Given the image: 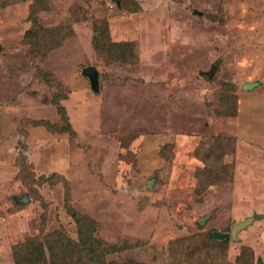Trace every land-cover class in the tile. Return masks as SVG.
<instances>
[{"label":"rangeland","instance_id":"obj_1","mask_svg":"<svg viewBox=\"0 0 264 264\" xmlns=\"http://www.w3.org/2000/svg\"><path fill=\"white\" fill-rule=\"evenodd\" d=\"M0 46V264L57 230L78 241L74 212L97 264H130L112 245L135 241L143 263L194 264L251 216L211 254L264 262V0H0Z\"/></svg>","mask_w":264,"mask_h":264},{"label":"trees","instance_id":"obj_2","mask_svg":"<svg viewBox=\"0 0 264 264\" xmlns=\"http://www.w3.org/2000/svg\"><path fill=\"white\" fill-rule=\"evenodd\" d=\"M36 12V9H34ZM37 13V12H36ZM96 32L99 35H104L106 38L108 37L109 26L108 23L103 22L95 26ZM43 30V29H42ZM36 35H33L31 38L40 36L41 28L33 30ZM96 38V46L97 48H104V49H114V52H118L117 56H120L122 60L126 58H133L134 57V50L132 48L131 43H113L110 44L102 43L99 36H95ZM35 41V40H34ZM33 43H36L34 42ZM105 45V46H103ZM132 45V46H131ZM51 128L55 127L50 125ZM207 157V156H205ZM205 161L207 158H203ZM210 161V157H209ZM223 168L226 169L228 166L223 165ZM75 220L78 227L81 229V234L79 240L73 242L71 238L62 230H57L52 233H49L45 236L44 241H41L37 238L27 239L24 243L20 244V246L15 247V256H16V264H97L101 256L104 254V251L101 249L102 245L97 241V239L93 235V231L89 233L88 227H82V223L88 225V222H85L78 212H74ZM200 224V222L198 223ZM203 238L204 243L201 245V251H205V255L209 258V262L207 264H216L214 263L213 255L211 254L212 247H219V248H226L228 247V241H216L213 238V231H209L207 235ZM209 240V241H208ZM135 245H126L122 247L120 250L116 248L114 245L115 252H121L126 250L128 255L122 254L123 258L126 262H130V264H146V262H141L142 260V253L140 249L144 247L143 243L140 241H135ZM190 250L188 251V255H191V261L194 264H202V258L199 254V250ZM49 254H48V253ZM47 255L50 257L48 258ZM104 257V255H103ZM254 257V255H253ZM242 259L238 258L237 263L239 264ZM251 260V259H250ZM245 261V264H252L251 261Z\"/></svg>","mask_w":264,"mask_h":264},{"label":"water","instance_id":"obj_3","mask_svg":"<svg viewBox=\"0 0 264 264\" xmlns=\"http://www.w3.org/2000/svg\"><path fill=\"white\" fill-rule=\"evenodd\" d=\"M116 3H120V0H115ZM0 50H1V46H0ZM215 70H212L211 72H209V74L203 72L201 73V75L204 78H211L214 74ZM84 74L87 75L93 85V87H97L98 86V70L93 67V66H89L86 67L84 69ZM260 83L258 81H254V82H247L244 85V88L247 90H250L254 87L259 86ZM152 184L150 183V181L148 182V186L150 187ZM21 202H28V196H24V198L22 200H20ZM209 216L201 218L200 219V224L204 225L206 220L208 219ZM256 220L255 216H251L246 218L243 221L240 222H235L232 225V229L230 233H223L221 231H214L213 232V238L214 239H219V240H223V239H227V238H231L232 240H238V234L241 230L248 228L249 226H251V224H253V222ZM257 264H264L262 259H258Z\"/></svg>","mask_w":264,"mask_h":264},{"label":"bare ground","instance_id":"obj_4","mask_svg":"<svg viewBox=\"0 0 264 264\" xmlns=\"http://www.w3.org/2000/svg\"><path fill=\"white\" fill-rule=\"evenodd\" d=\"M150 183L152 184V181H150ZM152 186V185H151Z\"/></svg>","mask_w":264,"mask_h":264}]
</instances>
